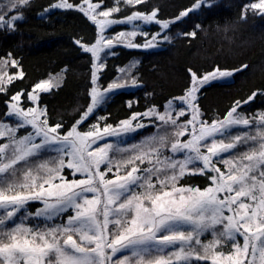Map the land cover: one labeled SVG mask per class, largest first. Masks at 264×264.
<instances>
[{"label":"snow or ice","instance_id":"snow-or-ice-1","mask_svg":"<svg viewBox=\"0 0 264 264\" xmlns=\"http://www.w3.org/2000/svg\"><path fill=\"white\" fill-rule=\"evenodd\" d=\"M30 3H0V27L14 30L24 19L21 9ZM121 3L135 7L147 0H114L110 8L102 7L103 0L78 5L58 0L50 5L76 8L97 26L98 36L90 46L76 41L96 61L92 73L96 86L91 88L89 105L67 130L61 123L49 124L46 107L39 105L40 93L59 87L58 77L33 86L26 97L33 107L22 106L23 91L11 96L5 116L17 122L0 121V140L5 141L0 143V264H264V112L247 116L238 111L264 92L235 101L222 119L211 122L203 119L198 104L202 88L226 81L247 65L233 70L217 66L201 75L188 69L189 87L169 100L162 112L152 107L117 126L101 128L97 122L80 130L109 93L128 86L123 75L107 88L98 85L97 73L105 67L102 53L115 55L112 49L121 45L157 47L159 41L171 40L167 30L172 24L211 6L209 0H195L174 19L161 21L158 9L116 18L114 14L123 10ZM249 11L264 15V0L245 5L241 18L246 19ZM138 21L160 25L161 31L136 43L138 35L148 37ZM118 24H133L134 29L105 34ZM196 34L182 33L192 38ZM9 67L19 68V62L0 59V93L24 77L22 70L9 74ZM119 71L131 75L125 68ZM131 84H137L135 78ZM144 117L155 118L171 133L165 130L130 147L100 144L107 137L146 127ZM181 117L185 119L179 122ZM28 128L31 131L17 135ZM240 128L245 130L234 131ZM124 152L130 154L116 158ZM65 169L82 178L69 180ZM109 173L113 178H107ZM195 175L210 183L203 189L180 183ZM32 204L41 206L33 211Z\"/></svg>","mask_w":264,"mask_h":264},{"label":"trees","instance_id":"trees-1","mask_svg":"<svg viewBox=\"0 0 264 264\" xmlns=\"http://www.w3.org/2000/svg\"><path fill=\"white\" fill-rule=\"evenodd\" d=\"M55 2L58 0H31L29 6L21 9L24 19L16 22L14 30L0 29V59L10 58L19 62V68L7 69L9 74L20 70L24 72L23 79L14 80L7 92L0 93V121L6 120L5 112L12 95L23 91L22 106L31 107L33 103L26 98L28 93L35 84L53 76L59 78V87L49 93H41L39 100V105L47 109L49 124L61 123L64 130L69 129L90 103L95 61L76 41L90 46L98 36V28L76 8L51 9L50 5ZM69 2L78 5L83 0ZM99 2L92 0V3ZM194 2L147 0V3L135 7L121 3L123 10L115 16L123 18L136 10L150 13L158 9V19L172 20ZM253 2L258 0H209L210 7L202 6L171 25L167 30L170 41L161 40L157 47L148 49L122 46L113 49L115 55H105V67L99 72L98 85L107 88L123 75L128 81L127 87L132 88L114 93L81 125L80 130L86 131L97 122L102 127L105 124L117 126L132 114L144 113L152 107L162 112L169 100L182 96L189 87L191 78L188 69L201 75L217 66L233 70L247 65L226 81L214 82L201 89L198 104L203 119L208 122L222 119L235 101L247 100L253 92H264V15L249 11L246 19L241 18L244 6ZM113 5L114 0H103V8ZM133 29L120 26L114 31ZM140 31L148 33V37L138 35L135 38L136 43L143 44L161 28L160 25L150 24ZM192 31L197 33L195 38L182 35ZM120 68H125L131 75L121 74ZM132 78L136 79V85L131 84ZM238 111L247 116L264 112V95H257ZM99 117L107 119L100 121ZM184 119L181 117L179 122ZM142 121L149 125L135 134V141L163 134L165 130L172 131L167 126H161L155 118L144 117ZM165 154L170 155L167 150ZM125 155L126 152L122 153V157ZM228 155L230 153L225 157ZM65 174H69L67 169ZM180 183L203 189L210 181L195 175L186 176ZM36 207L37 204L29 205L33 211Z\"/></svg>","mask_w":264,"mask_h":264},{"label":"rangeland","instance_id":"rangeland-1","mask_svg":"<svg viewBox=\"0 0 264 264\" xmlns=\"http://www.w3.org/2000/svg\"><path fill=\"white\" fill-rule=\"evenodd\" d=\"M7 2V0H0V3H6ZM86 7V6H85ZM114 16H115V14H114ZM116 17V16H115ZM136 24H139L140 25V30H141V28H144V27H146V26H149L150 24H143V22H135ZM154 24V23H153ZM120 26H127L128 28H134V25L133 24H118V25H115V26H113L112 28H110V29H108L107 30V32L105 33L106 35H115V34H117V33H119V32H121L122 30H119V31H114V29L115 28H117V27H120ZM1 28H3V29H9V28H7V27H0V29ZM122 46V45H121ZM117 47H119V46H117ZM122 47H124V46H122ZM116 48V47H115ZM115 48H113V49H115ZM127 48V47H126ZM113 49H112V51H113ZM133 49H135V48H133ZM102 55V60L104 61V59H105V55L102 53L101 54ZM95 61V60H94ZM95 63H96V61H95ZM94 71H95V68H94ZM100 72V71H99ZM99 72L97 73V76L99 77ZM229 79V78H228ZM98 83V82H97ZM94 86H96V85H93V87ZM129 88H132L131 86H129V87H124V88H122V89H119V90H130ZM119 90H116V91H114V92H112V93H109L108 95H109V98L106 100V102L111 98V96L114 94V93H116V92H118ZM41 94V93H40ZM105 102V103H106ZM104 103V104H105ZM103 104V105H104ZM102 105V106H103ZM34 105L32 104V106L31 107H33ZM186 107V106H185ZM3 122H6V123H9V124H11V125H15V123L17 122L16 120H15V118L14 117H7L6 116V120L5 121H3ZM143 122V121H142ZM146 126H148L149 125V123H147V122H143ZM101 128H102V126H101ZM145 128V127H144ZM143 129V128H142ZM142 129H139V130H137L136 132H133V133H129V134H126V135H122V136H120V137H107L106 138V141H100V144L102 145L103 143H105V142H111V143H113L114 145L115 144H119L121 147H130L131 145H133V144H139L141 141H143V140H145L146 138H144V139H141V140H138V141H135V134L137 133V132H139V131H141ZM28 131H31V128H28V129H21L18 133H17V135L19 136V135H24V134H26V132H28ZM182 139H186V137L185 138H182ZM5 141H3V140H0V143H4ZM125 153V152H124ZM128 154H130V153H127L126 152V155L124 156V157H127L128 156ZM169 154L171 155V153L169 152ZM226 154H229V153H225L224 155H226ZM54 155V154H53ZM116 158L117 159H120V158H122V153H119V154H116ZM220 166V165H219ZM221 167V166H220ZM222 168V170H223V167H221ZM101 170L103 171L104 170V168H103V166H102V168H101ZM69 172H70V170H68ZM114 171H115V169H114ZM65 175H67L68 176V179L69 180H71V179H79V178H82V177H80L79 175H77V176H75V177H73V176H71L70 174H65ZM107 178H113V174L112 173H109L108 174V177ZM38 205V207L39 206H41V205H39V204H37ZM207 239H210L211 237H206ZM202 239H204V238H202Z\"/></svg>","mask_w":264,"mask_h":264}]
</instances>
